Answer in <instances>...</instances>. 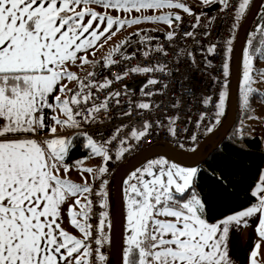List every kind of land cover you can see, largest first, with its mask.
Masks as SVG:
<instances>
[{"label":"snow or ice","instance_id":"obj_1","mask_svg":"<svg viewBox=\"0 0 264 264\" xmlns=\"http://www.w3.org/2000/svg\"><path fill=\"white\" fill-rule=\"evenodd\" d=\"M92 3L105 9L138 14L124 18L113 16L106 11L97 12L88 6ZM202 3L207 5L210 0H202ZM219 3L222 11L231 9V32L246 15L250 0H219ZM165 8L179 9L193 17L188 22V30L181 31L184 19L179 11H155ZM260 16L262 19L254 28L260 34L261 44L243 49L239 102L244 108L249 106L250 94L258 91L252 86L258 71L254 68V57L264 59V11ZM85 17H88L86 22ZM141 22H163L169 26L166 40L175 48L176 67L170 68L167 62L158 60L148 66L125 68L122 73L114 74L115 79L120 80L129 71L170 76L173 70L180 72V58L184 57L187 63L179 83L183 93L194 95L197 84L194 72L199 66L190 46H180L176 41L191 38L196 50L207 54L202 57L204 67L200 71L208 75L214 65L207 56L215 54L218 45H204L197 39L193 30L200 25V16L183 0H0V264H106L102 248L109 239L105 233L107 162L113 155L119 160L131 147V141L150 136L153 126L178 138L181 148L185 146V139L190 141L191 148H196L197 131L184 127L187 135L178 137L179 115H165V124L150 115L152 108L158 105L145 101L135 105L144 110L139 116V126H131L123 136L119 135L121 130L129 128L125 124L100 140L85 130L88 124L104 123L101 110L108 120L112 119L109 101L121 93L108 91L101 100L92 89H105L112 80L105 76L102 82L98 81L93 71L81 78L69 70V63L75 65L79 61L80 65H97V60L88 59L89 49L94 53L102 38L110 39L124 25ZM211 27V23H206L200 35L208 37ZM137 33L141 43L152 39L142 30ZM248 35V43L253 44V33ZM232 40L229 35L223 41L222 82L220 76L211 75L218 90L203 95L199 101L203 110L199 111L194 124L196 129L203 125L205 134L212 133L225 114ZM125 44L127 39H121L108 50L102 58L104 69L117 63L114 55L130 58L122 51ZM139 51L144 57L153 52L168 55V49L162 44L155 47L148 44L146 49ZM258 74L264 78V70H259ZM66 79L76 81L75 90L67 88L63 83ZM147 83L155 85L161 81L149 77ZM167 88L168 84L164 83L162 88L143 94L151 97ZM260 99L264 101V93L260 94ZM115 102L120 103L119 99ZM180 103L176 99L172 107L178 108ZM46 109L53 113L50 117ZM133 114L131 102L126 112H120L121 116ZM188 121L192 123V117H188ZM57 126L76 131L70 137L65 136L57 132ZM97 135L102 136L101 133ZM77 137L83 139V147L89 155L100 160L95 168L81 167V173L86 171L94 181H99L95 187V201L90 198L93 184L74 183L67 177L70 165L65 162L66 156ZM87 158L81 157L74 164L80 166ZM200 171L198 167L182 166L159 156L123 179L122 264H233L230 234L233 228L239 231L242 225L254 228V241L246 264H264L259 257L260 246L264 243V167L259 169L258 179L250 189L252 199L245 206L211 219L210 209L197 191ZM216 178L222 179L221 176ZM224 187L227 188L226 182ZM69 198H74V204H67L66 211L71 225L82 234L79 238L61 227V209ZM94 203L99 205L95 225L89 222Z\"/></svg>","mask_w":264,"mask_h":264},{"label":"built area","instance_id":"obj_2","mask_svg":"<svg viewBox=\"0 0 264 264\" xmlns=\"http://www.w3.org/2000/svg\"><path fill=\"white\" fill-rule=\"evenodd\" d=\"M234 2V0H233ZM222 5L219 1L213 6V8L208 10L197 9L194 6H191L193 11L200 16V25L194 29L197 33V39L201 40L202 44L207 45L209 43H217V51L213 55H208L207 58L212 61L214 67L209 71L211 75H216L221 77V82L223 80L222 72L220 70L221 58L223 54L224 44L223 41L227 39L229 35H232L233 32L229 31L231 24L233 23L231 9H222ZM184 19V24L181 25V31L188 30V22L193 17L188 16L187 14H181ZM210 18H212L210 20ZM206 23H211L212 27L210 29L211 34L208 37H204L200 35L202 31H204V25ZM152 39L150 41H146L145 43H141L139 38L128 42L122 47V51L125 56H129L128 59H121L120 55H114V59L117 63L114 66H110L107 69L103 68V59L97 60V65L93 66L90 71L95 72V79L102 82V78L107 76L112 80V84L102 90H97L95 88L92 91L96 96L103 99V96L107 94L108 91H119L121 95L119 97H114L109 101V113L112 116L111 120H108L103 111L101 110L100 116L101 119L104 120V123L101 124L97 121L94 124H88L85 126V130L89 132V134L93 135V137L97 140H100L102 137L104 139L107 138L109 134L116 128L119 127L120 124L128 125L129 128L122 129L119 135L123 136L126 134L128 130H130L131 126H139V116L143 114L144 110L137 109L135 107L137 102L145 101L150 102L153 105H158L152 108L150 115L153 119H160L165 124L167 123L164 120L165 115H179L180 119L177 121V129H178V137L186 136L183 132V128L187 127L190 131L198 132V139L196 141V145L204 138L205 133L203 132V125H201L200 129H196L194 124V120L197 118L199 111L203 110V106L199 101L202 99L203 95H211L214 91L218 90V85H214L211 79V75L205 74L200 71L204 67L202 57L207 55L206 53H201L196 50V46L192 44L191 38H185L184 40H177L176 43L180 46H184L187 44L194 51L196 57V63L199 66L194 72V75L197 78V84L195 88L194 95L189 93H183V90L180 86L181 74L184 72L185 64L187 63L184 57H181V63L179 65L180 72H176L173 70L172 75L165 76L159 72L153 73H133L131 71L128 72L127 75H122L120 80L115 79L116 73H122L125 68L130 69L134 66H148L154 64L156 61L167 62L170 68L175 69L176 67V58L174 56L175 48L169 46L166 36H150ZM151 44L155 47L157 44H162L166 49H168L167 56H161L155 52L151 53L149 57H144L139 49H146L147 45ZM135 53V55H131ZM192 74V73H190ZM86 77L83 76L82 78ZM149 77L158 78L161 83H157L155 85H151L146 83L141 88H134L131 90H126L124 87L126 84L137 80V79H146L148 81ZM228 79V78H227ZM167 83L168 88L164 90L162 93H156L151 97L145 96L143 93L153 91V89H160L163 87V84ZM77 86V85H76ZM74 87V90L76 89ZM116 99H119L120 103L116 104ZM176 99L181 101L180 106L178 108H173L172 105L175 103ZM131 102L133 108V115L129 116H121L120 112H126L128 109V105ZM188 117H192L193 122L189 123ZM207 122V121H205ZM76 131L75 129H71L73 133ZM97 133H101V135H97ZM184 147H190V141L185 139ZM131 147L122 154L121 158L117 160L113 155V159L107 162L108 172L105 174L104 179H110L111 175L115 171V169L122 164L127 158L131 157L135 153L146 149L147 147L153 145H167L173 149L181 148L180 140L178 138L174 139L171 137L165 130L157 129L153 126L150 136H146L142 138L141 141H131ZM127 147V145H125ZM93 194L90 197L93 201H95V187L98 186L99 181L92 182ZM107 186V185H106ZM93 215L90 218L89 222L95 225L97 222V213L99 211V205H93ZM94 247V243H93ZM104 247L102 251L104 252Z\"/></svg>","mask_w":264,"mask_h":264},{"label":"trees","instance_id":"obj_3","mask_svg":"<svg viewBox=\"0 0 264 264\" xmlns=\"http://www.w3.org/2000/svg\"><path fill=\"white\" fill-rule=\"evenodd\" d=\"M252 1L253 0H250V7ZM262 5H264V0L261 3V6ZM261 6L259 13L256 16L257 21H259L258 18L260 13L264 11V8ZM246 15L242 17L237 24L236 34L241 22L246 17ZM251 26L252 23L246 33L244 42L249 41L250 38L248 37V34L249 32H252L253 36L251 39L254 44H256L259 40L260 34L254 27L251 28ZM236 34L232 36V50L229 54L230 66ZM135 38H130L127 42ZM228 82L227 92L230 85V74L228 76ZM72 88L73 87L70 89ZM239 91L240 89L238 86L235 119L231 128L214 145V140L218 137V135H216L212 140V143L206 145V147L203 149V151L205 150V154L203 155L202 151V157L199 163L195 164L196 167L202 169V171L199 173L197 191L200 192L210 209V219L213 217L220 218L222 215L227 214L229 210H237L240 207L245 206L247 202L252 199L250 196V189L253 186V183L258 179L259 169L264 164V146L262 144L261 138L258 134L252 132L251 126L249 122H247L250 115L254 112L256 100H262L260 99V95L250 94L249 106L244 108L239 102ZM227 113L228 96L226 98L225 114L221 117L220 123L216 125L215 128L221 125L227 116ZM70 152L72 153V156H79L81 153H83L79 146L73 147ZM114 173L111 175L108 183V187L110 188V197L107 209L109 219L116 212L112 189ZM216 176H221L222 179H217ZM225 182L227 183V188L224 187ZM105 233L109 238L108 242L104 245L106 264H113L112 261L108 260V253L110 249L109 221L105 224Z\"/></svg>","mask_w":264,"mask_h":264},{"label":"water","instance_id":"obj_4","mask_svg":"<svg viewBox=\"0 0 264 264\" xmlns=\"http://www.w3.org/2000/svg\"><path fill=\"white\" fill-rule=\"evenodd\" d=\"M262 1L263 0L252 1L251 7L246 17L241 22L234 40L230 66V85L228 90V113L221 125L215 128L212 133L205 136L204 139L191 152L180 155L176 153L175 149L167 145H154L136 153L115 171L113 176L112 189L116 212L113 216H111L109 221L110 249L108 253V260L112 261L113 264H121L122 251L119 238V229L121 226L123 211L122 179L124 174L138 162L154 155L165 156L168 159H172L173 162L180 163L183 166H195V164L199 163V161L201 160L202 151L206 147V145L211 144L214 137L218 135L213 143L215 145L220 140V138H222L231 128L235 119L236 96L241 75V60L244 39L251 23L260 10Z\"/></svg>","mask_w":264,"mask_h":264},{"label":"crops","instance_id":"obj_5","mask_svg":"<svg viewBox=\"0 0 264 264\" xmlns=\"http://www.w3.org/2000/svg\"><path fill=\"white\" fill-rule=\"evenodd\" d=\"M218 1L219 0H215V2H213V0H210V3L206 5V4L202 3V0H183V2L188 4L190 7L194 6L196 8H200V9H209ZM168 11H172V10H166V12H168ZM145 14H148V11H146ZM181 14H185V13L181 12ZM160 24H161L160 22H141V23H139L138 27H136V29L131 33L133 35L129 36V37L130 38L139 37L137 30H142L144 32V34L149 35V36L166 35L167 31H169L170 28H168V30H165L162 28V26ZM130 38H128V39H130ZM119 42L120 41H115L112 44V47L115 46L116 44H118ZM249 48L251 49V47H249ZM89 51H91V49H89ZM81 54H83V53H81ZM106 54H104L103 56H99L95 60L103 58ZM77 63H79V61H77ZM77 63H76V65H77ZM71 66H73V64L69 63L68 67H71ZM92 67H93V65H92ZM86 74H84L83 76H85ZM83 76H81V77H83ZM75 86H76V84L73 86L72 89H74ZM57 92H59L58 88H57ZM45 111L49 117H50V115L53 114V113H51L50 110L46 109ZM255 117H257V120L256 119L253 120L254 124L252 123V125H254V126L251 127V129H252L253 133L258 134L260 136L262 144L264 146V101L256 100L254 112L251 114L249 119H252ZM252 125L250 124V126H252ZM57 132L59 134L65 135V136H69V137L72 136L71 129H67V128H62L60 130L57 129ZM45 134H47V133H45ZM73 143H74V147L79 146L83 153H81L79 156H72L71 152H69L67 154L65 162L70 165L69 171L67 173V177L69 180H71L74 183L83 184L86 181L87 183L91 184L93 182L92 175H90L86 171L81 173V167H84V168L93 167V168H95L100 163V160L98 157L90 156L89 152L84 149L82 138L77 137L73 141ZM184 154H186V153H183L180 155H184ZM81 157H88V158L82 160L80 166H76L74 164V162L76 160L80 159ZM262 167H264V164ZM60 174L62 176L64 175L62 168H61ZM107 189H108V187H107ZM109 197H110V192L108 193V202H109ZM81 199L83 200V197H81ZM67 204H74V198H69L66 201V203L62 206V209H61L62 218L60 221L61 227L64 228L66 231H68L70 234L75 235L79 238V237H81L82 234L79 232L78 229H76L73 225H71L69 217L67 215V211H66ZM74 208L77 211H79V208L76 207L75 205H74ZM252 224L253 225L255 224L254 220L252 221ZM124 237H125V233H124V212L122 211L121 226L119 229L121 251L124 247V243H123ZM253 241H254V228L253 227H246V226L242 225L239 228V231H237L235 228H233V230L231 231L230 240H229L230 256L233 260V264H246L247 255H248V253L252 247ZM262 251L264 252V249ZM121 264H122V252H121Z\"/></svg>","mask_w":264,"mask_h":264},{"label":"rangeland","instance_id":"obj_6","mask_svg":"<svg viewBox=\"0 0 264 264\" xmlns=\"http://www.w3.org/2000/svg\"><path fill=\"white\" fill-rule=\"evenodd\" d=\"M88 6L94 8L97 12H105L106 11L108 14H111L113 16L119 15L122 18H124L126 16H135V15H137V13L135 11H132V12L126 14V13H124L122 11L118 12V11L112 9V8L105 9L102 5H98V4H95V3H92V4L88 5ZM197 9H200V8H197ZM166 10H169V9L165 8V9H159V10H155V11L157 13H159V12H166ZM171 10H172V12H177V11H179L180 13L182 12L179 9H171ZM201 10H204V9H201ZM87 19H88V17H85V22L87 21ZM259 22L260 21H257L256 18H255L253 20V22H252L251 28L254 27V25L256 23H259ZM95 23H96V21H94L93 26H95ZM160 23H161L160 25L162 26L163 29L168 30L169 26L167 24H165L163 22H160ZM138 25L139 24L124 25L119 31H117L115 33V35H112L110 39L105 40L104 38H102L101 41H98V45L99 46L95 48V52L93 53V51L91 50V51H89L87 53L88 59L89 60H93V59H97L99 56H103L104 54H106L108 52V50L112 47V44L115 41H120L121 39H127V41H128V38H130L129 34L132 33L136 29V27H138ZM102 27H103V25H102ZM236 31H237L236 28L234 30H232L233 35L236 34ZM105 35L108 36V34H105ZM158 36H162V35H158ZM248 37H249V35H248ZM253 44H254V42H253ZM253 44H250L251 48L253 47ZM260 44H261V38L259 36V40L254 45L259 46ZM245 46L250 47L248 41L244 42L243 49H244ZM241 64H242V70H243V53H242ZM68 68H69L70 71L75 72L78 76L81 77L84 74H86L92 68V65H90V64L80 65L79 63H77V65L75 64V65H73L71 67H68ZM254 68L256 70H258V71H257V74L254 76V83H253L252 86L255 89H257L258 91L256 93H253V94L260 95L261 93H264V78H262L258 74V72H259V70H264V59L254 57ZM242 70H241V75H242ZM241 75H240V77H241ZM63 83L67 86V88H71V87H73L76 84V81L75 80L69 81V80L66 79V80L63 81ZM146 83H147V80L141 78V79H137V80H134V81L126 84L124 88L126 90H131V89H134V88H141ZM255 119L257 120V117L249 119V120H247V122H249L252 125L253 120H255ZM253 126L254 125H252L251 127H253ZM57 129L60 130L62 128L60 126H57ZM193 149H195V148H187V147H183V148H180V149L177 148L176 153L177 154H183V153H186V152L191 151ZM204 154H205V150L203 151V155ZM159 156H162V155H154L152 157L145 158L142 161L138 162L137 164H135L132 168H130L124 174L123 179L127 178L128 174L133 172L136 168L142 167L144 164H146L148 160L158 158ZM164 158L168 159L165 156H164ZM192 167H196V166H192ZM123 188H124V185L122 183V203L124 202L123 201V195H124ZM107 192L108 193L110 192V188L109 187L107 189ZM106 221L107 222L109 221L108 217L106 218ZM263 249H264V243L261 244L260 249H259V257L262 260H264V252L262 251Z\"/></svg>","mask_w":264,"mask_h":264}]
</instances>
